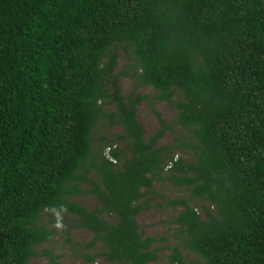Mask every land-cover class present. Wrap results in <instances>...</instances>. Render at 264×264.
Returning a JSON list of instances; mask_svg holds the SVG:
<instances>
[{
    "label": "trees",
    "instance_id": "16d2710c",
    "mask_svg": "<svg viewBox=\"0 0 264 264\" xmlns=\"http://www.w3.org/2000/svg\"><path fill=\"white\" fill-rule=\"evenodd\" d=\"M166 182L173 247L137 222ZM73 229L90 264H264V0H0V264Z\"/></svg>",
    "mask_w": 264,
    "mask_h": 264
},
{
    "label": "rangeland",
    "instance_id": "374dc122",
    "mask_svg": "<svg viewBox=\"0 0 264 264\" xmlns=\"http://www.w3.org/2000/svg\"><path fill=\"white\" fill-rule=\"evenodd\" d=\"M121 87L123 93L129 94L130 90L133 88V81L124 80L121 83ZM140 94L150 93V90H139ZM156 109L161 113L162 117L165 120H172L174 118L175 112L172 108L168 107L166 104H158ZM138 119L142 123L143 127L146 130L148 136L152 135L159 128L158 122L154 117L153 112L149 108L148 104L143 103L138 108ZM172 135H167L165 139L162 140L161 145H170L172 143ZM186 161H191L190 157L184 155H178ZM156 195L153 201V204L162 205L156 209H152L148 212L142 213L138 219V225L140 230L143 232L145 236L154 237L159 239L160 237H168L169 238V246L173 247L178 245L171 238V228L169 222L174 218L177 214V211H173L171 209L166 208V200L168 199H179L180 197H188L184 192L180 191V189H176L172 187L169 183L165 184H156ZM78 202L84 206L85 208L92 210L99 206L98 202L89 196L80 197L77 199ZM47 220V219H46ZM92 239V235L85 230L81 229H73L67 235L65 231H58L54 240L42 245L37 250L40 252L42 249L51 250L53 256H58L59 264H90L86 261L84 255L89 254L92 255L98 251V249L94 248L93 250L87 249L86 244L89 243ZM182 255L190 260H196L195 255L186 252L183 249H180ZM168 253H164L162 256V260L159 263L154 264H168L166 257ZM48 260L44 257H36L33 258L29 264H47ZM97 263L104 264L102 260H98Z\"/></svg>",
    "mask_w": 264,
    "mask_h": 264
},
{
    "label": "clouds",
    "instance_id": "9594fccd",
    "mask_svg": "<svg viewBox=\"0 0 264 264\" xmlns=\"http://www.w3.org/2000/svg\"><path fill=\"white\" fill-rule=\"evenodd\" d=\"M53 213L55 216V222L53 227L57 230H63L65 225L63 223V215L67 213L66 205H59L58 208L53 209Z\"/></svg>",
    "mask_w": 264,
    "mask_h": 264
}]
</instances>
